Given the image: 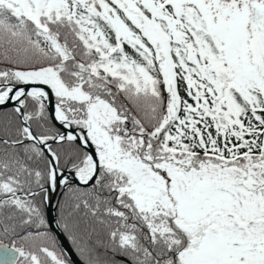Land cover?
I'll return each mask as SVG.
<instances>
[{
    "label": "snow or ice",
    "instance_id": "1",
    "mask_svg": "<svg viewBox=\"0 0 264 264\" xmlns=\"http://www.w3.org/2000/svg\"><path fill=\"white\" fill-rule=\"evenodd\" d=\"M0 264H264V0H0Z\"/></svg>",
    "mask_w": 264,
    "mask_h": 264
}]
</instances>
